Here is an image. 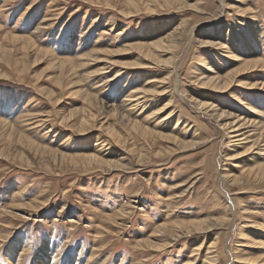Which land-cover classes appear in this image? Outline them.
Segmentation results:
<instances>
[{
  "label": "rangeland",
  "instance_id": "rangeland-1",
  "mask_svg": "<svg viewBox=\"0 0 264 264\" xmlns=\"http://www.w3.org/2000/svg\"><path fill=\"white\" fill-rule=\"evenodd\" d=\"M263 124L264 0H0V264H264Z\"/></svg>",
  "mask_w": 264,
  "mask_h": 264
},
{
  "label": "bare ground",
  "instance_id": "bare-ground-1",
  "mask_svg": "<svg viewBox=\"0 0 264 264\" xmlns=\"http://www.w3.org/2000/svg\"><path fill=\"white\" fill-rule=\"evenodd\" d=\"M166 43H168V42H166ZM165 43V44H166ZM170 48H171V50H172V46H170ZM54 58V57H53ZM141 64V63H140ZM63 67V66H62ZM103 74V73H102ZM121 75V73H118L117 75ZM119 75V76H120ZM118 76V77H119ZM205 79H207L206 80V82H203L202 84L203 85H208V84H214V86L215 87H213L214 89H215V91H217V92H219V93H222V92H226L227 91V89L229 88V84L228 83H224V84H222V85H218L217 83H215L216 82V79H213V77H211V78H208L207 76L206 77H204L203 78V80H205ZM249 86H251L250 88H249V90H252L253 89V85H249ZM231 88H232V86H231ZM164 91V90H163ZM153 92V90L151 91V93ZM250 92V91H249ZM149 94V93H148ZM156 94V93H155ZM167 94V93H166ZM150 95H153V94H150ZM156 95H164V92H162V93H158V94H156ZM87 96V95H86ZM88 97V96H87ZM134 97V98H133ZM136 97V95H130V98L131 99H127L126 100V102L125 103H127V101H130L131 100V102L132 101H138L141 97H139V98H135ZM86 101V100H85ZM90 104V103H89ZM168 104H165L164 105V108L167 106ZM199 105V104H198ZM199 106H201L202 107V109H204V110H207L208 109V111L209 112H211V113H215V118H217V120L218 121H222V120H224V119H226V117H227V115H225V113L224 112H221V113H217L218 111H216V110H214V108H212V106H211V104H206V103H201ZM163 107H161V108H159L158 109V112L159 111H162L163 109H164ZM166 110V109H165ZM203 110V111H204ZM112 111V110H111ZM117 111V110H116ZM164 112V111H163ZM160 113V112H159ZM159 113H155L156 115H158ZM155 114H153V116L155 115ZM155 115V116H156ZM211 115V114H210ZM171 116H172V114H165V115H163V116H160V117H158V118H156V120H160V121H163V120H165L166 121V119L168 118H171ZM71 117V116H70ZM124 119V118H123ZM149 118H147L146 120H148ZM234 119V118H233ZM151 120V119H150ZM232 120V119H231ZM226 121H228V120H226ZM252 121L251 120H249V123H250V125H251V127H252V123H251ZM224 123V122H223ZM246 123H248L247 122V118H245V117H243V118H241V117H236V119L235 120H232V121H230V122H226V123H224L223 124V126H222V123H221V126H222V128L226 131V134H227V138L228 139H230L232 142H233V146H235V147H238V146H242L243 144H245L246 142H250V138L253 136L251 133H250V130H247V128H249V126H247L246 125ZM158 124H155V126H157ZM259 125V124H258ZM264 125V124H263ZM135 128H141V129H143V131L145 132V134H149V133H151V132H149L148 130H147V128L146 127H142V126H140V125H138V124H136V123H134V125H133ZM255 126V125H254ZM253 126V127H254ZM260 127L262 128V125H260ZM264 127V126H263ZM153 132V131H152ZM153 133H155V132H153ZM168 139H170V140H175L176 138H175V136H169V138ZM259 139L257 138L256 140H255V142L252 144V148L250 147V149L248 150V153L249 152H251V150H253V148H256L255 147V145L257 144V141H258ZM186 145V144H185ZM244 146V145H243ZM260 155L259 156H262V155H264V153H262V152H260L259 153ZM239 156H242V154H240ZM74 161V160H73ZM206 222V223H205ZM205 222H203V223H192L191 225H189V228H195V229H200V231H202V230H208V229H212L213 227H215L217 224H218V222H216V221H213L212 219H208V220H206ZM204 223H205V226H204ZM181 227H185V226H181ZM190 233L191 232H197L196 230L195 231H189ZM239 235H240V237H239V239H245V238H247V235L246 234H244L243 232H240L239 233ZM213 245V244H212ZM213 246H211L210 248H212ZM210 250V249H209ZM213 251V250H212ZM214 252V251H213ZM208 254H211L210 253V251H209V253ZM214 255V254H213ZM214 257V256H213ZM213 257H211V258H213ZM216 258V257H215ZM209 259V258H208ZM214 260V259H213ZM43 261V260H42ZM215 261V260H214ZM262 261H260V263H261ZM43 263V262H42ZM45 263H46V261H45ZM213 263V262H212ZM73 264V263H72ZM207 264V263H206Z\"/></svg>",
  "mask_w": 264,
  "mask_h": 264
}]
</instances>
